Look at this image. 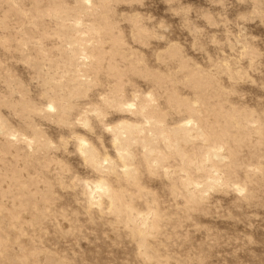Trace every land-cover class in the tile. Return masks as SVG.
Segmentation results:
<instances>
[{"label": "rangeland", "instance_id": "374dc122", "mask_svg": "<svg viewBox=\"0 0 264 264\" xmlns=\"http://www.w3.org/2000/svg\"><path fill=\"white\" fill-rule=\"evenodd\" d=\"M0 264H264V0H0Z\"/></svg>", "mask_w": 264, "mask_h": 264}, {"label": "bare ground", "instance_id": "6f19581e", "mask_svg": "<svg viewBox=\"0 0 264 264\" xmlns=\"http://www.w3.org/2000/svg\"><path fill=\"white\" fill-rule=\"evenodd\" d=\"M93 52H94V51H93ZM96 52H97V51H96ZM97 53H98V52H97ZM99 57H100V56H99ZM86 58H87V57H86ZM94 60H95V59H94ZM99 60H100V59H99ZM98 62H99V61H98ZM136 67H137V66H136ZM138 67H139V66H138ZM138 67H137V68H138ZM137 68H136V69H137ZM140 68H141V67H140ZM114 69H115V68H114ZM114 69H113V71H114ZM141 69H143V68H141ZM116 70H117V69H116ZM116 70H115V71H116ZM134 70H135V69H134ZM117 71H118V70H117ZM133 72H134V71H133ZM140 72H144V71H140ZM140 72L138 73V71H137L138 74H140ZM145 72H146V71H145ZM147 72H148V71H147ZM147 72H146V73H147ZM120 73H122V72H120ZM120 73H118V74H120ZM134 73H136V72H134ZM114 74H115V73H114ZM118 74H116V76H118ZM150 74H151V73H150ZM143 75H145V74H143ZM112 76H113V74H112ZM140 76H141V75H140ZM113 77H114V76H113ZM123 77H124V76H123ZM123 77H122V78H123ZM143 77H144V76H143ZM147 77H148V75H147ZM147 77H145V78H147ZM118 78H119V76H118ZM115 79H116V78H115ZM119 79H121V78H119ZM197 80H198V79H197ZM117 81H118V80H117ZM117 81H116V82H117ZM114 92H115V91H114ZM109 100H110V99H109ZM109 100H108V102H109ZM108 102H107V103H108ZM111 102H113V101H111ZM115 103H116V102H115ZM111 104H113V103H111ZM142 105H145V104H142ZM111 106H112V105H111ZM113 106H114V105H113ZM139 106H141V105H139ZM147 106H148V105H147ZM143 107H145V106H143ZM52 108H53V105H52ZM112 108H113V107H112ZM94 109H95V108H94ZM139 109H141V108H139ZM98 110H99V108H98ZM143 111H144V110H143ZM92 112H93V111H92ZM95 112H96V111H95ZM97 112H100V111H97ZM97 112H96V113H97ZM141 112H142V110H140V113H141ZM153 112H154V111H153ZM153 112L151 111L152 115H153ZM156 112H157V111H156ZM101 113H103V112H101ZM104 113H105V112H104ZM104 113H103V114H104ZM142 113H143V112H142ZM154 113H155V112H154ZM93 115H95V113H94ZM98 115H100V114H98ZM101 115H102V114H101ZM96 116H97V115H96ZM145 116H146V115H145ZM155 116H156V115H155ZM103 118H104V116H103ZM152 118H154V117H152ZM152 118H151V121H152ZM98 119H99V118H98ZM161 119H162V117H161ZM83 120H84V118H83ZM83 120H82V122H83ZM154 120H155V118H154ZM156 120H157V119H156ZM158 120L160 121V119H158ZM158 120H157V121H158ZM101 121H102V120H101ZM145 121H147V120H145ZM159 121H158V122H159ZM85 122H86V121H85ZM88 122H89V121H88ZM156 123H157V122H155V125H157ZM159 123H160V122H159ZM159 123H158V124H159ZM161 123H162V122H161ZM85 124H86V123H85ZM135 124H136V123H135ZM121 125H122V124H121ZM152 125H153V124H152ZM152 125H151V127H152ZM134 126H136V125H134ZM138 126H139V125H138ZM141 126H142V125H141ZM141 126H140V127H141ZM87 127H88V124H87ZM115 127H117V126H115ZM127 127H128V125H127ZM112 128H113V127H112ZM137 128H138V127H137ZM137 128H136V129H137ZM144 128H145V127H144ZM217 128H218V127H217ZM116 129H117V128H116ZM116 129H115V131H114L113 133L119 131V130L116 131ZM127 129H128V128H127ZM166 129H167V128H166ZM181 129H183V128H181ZM168 130H169V129H168ZM171 130H172V129H171ZM121 131H123V130H121ZM143 131H144V130H143ZM154 131H155V130H154ZM154 131H153V132H154ZM157 131H159V134H160V130H157ZM182 131H183V130H182ZM195 131H197V130H195ZM195 131H194V132H195ZM133 132H134V131H133ZM135 132H136V131H135ZM141 132H142V129H141ZM155 132H156V131H155ZM162 132H163V131H162ZM162 132H161V135H162ZM165 132H166V131L164 130V133H165ZM172 132H173V131H172ZM172 132H171V133H172ZM180 132H181V131H180ZM187 132H188V131H186V133H187ZM197 132H198V131H197ZM113 133H112V134H113ZM122 133H123V132H122ZM173 133H174V132H173ZM173 133H172V134H173ZM183 133H184V132H183ZM183 133H180V134H183ZM116 134H117V133H116ZM125 134H126V133H125ZM125 134H122V135H125ZM131 134H132V132H131ZM131 134H130V135H131ZM136 134H137V133H136ZM167 134H168V133H167ZM167 134H166V135H167ZM175 134H176V132H175ZM175 134H174V136H175V138H176L177 136H176ZM180 134H178V135H180ZM191 134H192V132H191ZM113 135H114V134H113ZM113 135H112V137H113ZM137 135H138V134H137ZM141 135H142V134H141ZM154 135H155V133H154ZM161 135H160L159 137H161ZM169 135H170V133H169ZM189 135H190V134H189ZM192 135H193V134H192ZM195 135H197V133H196ZM198 135H199V134H198ZM152 136H153V135H152ZM155 136H156V135H155ZM174 136H173V137H174ZM185 136H186V135H185ZM187 136H188V133H187ZM190 136H191V135H190ZM199 136H200V135H199ZM114 137H116V136L114 135ZM132 137H133V136H132ZM165 137H167V136H165ZM179 137H180V136H179ZM182 137H184V135H183ZM182 137H181V139H183ZM133 138H134V137H133ZM154 138H155V137H154ZM167 138H168V137H167ZM186 138H187V137H186ZM189 138H190V137H189ZM77 139H78V138H77ZM144 139H146V138H144ZM148 139H149V138H148ZM148 139H147V140H148ZM159 139H160V138H159ZM161 139H162V138H161ZM163 139H164V135H163ZM163 139H162V140H163ZM168 139H170V138H168ZM176 139L179 140L180 138H179V139L176 138ZM184 139H185V137H184ZM78 140H79V139H78ZM116 140H117V139H116ZM141 140H142V139H141ZM152 140H153V138H152ZM174 140H175V139H174ZM117 141L119 142V139H118ZM148 141H149V140H148ZM163 141H164V140H163ZM172 141H173V140H172ZM181 141H183V140H181ZM87 142H88V141H87ZM124 142H125V141H124ZM140 142H141V141H140ZM142 142H143V140H142ZM144 142H146V141H144ZM149 142H150V141H149ZM154 142H155V141H154ZM175 142H176V141H174V143H175ZM183 142H185V141H183ZM183 142H182V143H183ZM79 143H80V142H79ZM83 143H84V142H83ZM147 143H148V142H147ZM155 143H156V142H155ZM170 143H171V142H170ZM174 143L172 142L173 145H174ZM177 143H178V142H177ZM180 143H181V142H180ZM84 144H85V143H84ZM84 144L81 146V150L83 149V151L85 152L86 159L89 158V159H91V161H93L92 164H91V166H92L93 163H97L96 155L94 154V152L92 151L91 148H87V147H85ZM138 144H139V143H138ZM138 144H135V145H138ZM145 144H146V143H145ZM145 144L143 143V145H145ZM148 144H149V143H148ZM151 144H153V143H151ZM165 144H166V139H165ZM167 144H168V143H167ZM172 144H171V146L173 147ZM77 145H78V144H77ZM112 145H113V144H112ZM135 145H134V146H135ZM149 145H150V144H149ZM153 145H154V144H153ZM169 145H170V144H169ZM177 145H178V144H177ZM181 145H183V144H181ZM220 145H221V144H220ZM146 146H147V145H146ZM146 146H145V147H146ZM166 146H168V145H166ZM175 146H176V145H175ZM113 147H114V146H113ZM143 147H144V146H143ZM150 147H151V145H150ZM154 147L157 148V146H154ZM168 147H169V146H168ZM180 147H181V146H180ZM180 147L177 146V148H180ZM152 148H153V146H152ZM174 148H175V147H174ZM78 149H79V148H78ZM130 149H132V148H130ZM144 149H145V148H144ZM147 149H149V148H147ZM150 150H151V149H150ZM153 150H154V148H153ZM168 150H169V149H168ZM171 150H173V148H171ZM175 151H176V149H175ZM175 151H174V152H175ZM225 151L227 152V150H225ZM95 152H96V151H95ZM104 152H105V151H104ZM155 152H156V149H155ZM157 152H158V151H157ZM157 152H156V153H157ZM176 152H178V150H177ZM226 152H225V155H226ZM79 153H80V152H79ZM105 153H106V152H105ZM124 153H125V152H124ZM172 153H173V151H172ZM179 153H181V152H179ZM222 153L224 154V151L221 152V154H222ZM126 154H127V153H126ZM130 154H131V153H130ZM150 154H151V153H150ZM159 154H160V152H159ZM161 154H162V153H161ZM154 155H156V154L154 153ZM154 155H152V156H154ZM157 155H158V153H157ZM157 155H156V156H157ZM163 155H164V154H163ZM171 155H172V154H171ZM81 156H82V155H81ZM150 156H151V155H150ZM158 156H159V155H158ZM82 157H83V156H82ZM97 157H98V156H97ZM117 157H118V156H117ZM130 157H131V156H130ZM132 157H133V156H132ZM154 157H155V156H154ZM152 158H153V157H152ZM164 158H165V157H164ZM103 159H104V158H103ZM153 159H154V158H153ZM156 159H158V157H157ZM156 159H154V160H156ZM132 160H133V159H132ZM132 160H131V161H132ZM154 160H153V161H154ZM91 161H90V162H91ZM128 161H129V159H128ZM160 161H161V160H160ZM162 161H163V159H162ZM162 161H161V163H163ZM154 162H155V161H154ZM109 163H110V162H109ZM159 163H160V162H159ZM102 164H103V163H102ZM107 164H108V163H107ZM126 164H127V162H126ZM157 164H158V163H157ZM157 164H156V165H157ZM129 165H130V164H129ZM159 165H160V164H159ZM104 166H105V165H104ZM112 166H113V165H112ZM147 166H148V165H147ZM204 166H205V164H204ZM125 167H126V168H125L126 170H127V167L129 168L128 165L125 166ZM151 167H153V166L150 165L149 168L151 169ZM202 167H203V166H202ZM205 167H206V166H205ZM205 167H204V168H205ZM94 168H95V166H94ZM149 168H148V169H149ZM154 168H156V167H154ZM164 168H165V167H164ZM109 169H110V168H109ZM111 169H112V168H111ZM168 169H169V168H168ZM104 170H105V169H104ZM152 170L155 171L154 169H151V172H152ZM170 171H171V170H169V171L167 170L166 173H169ZM134 172H135V170H134ZM126 173H127V172H126ZM128 173H129V172H128ZM130 173H131V172H130ZM135 173H137V172H135ZM170 173H171V172H170ZM174 173H175V172H174ZM124 174H125V173H124ZM125 175H126V174H125ZM135 175L137 176V174H135ZM171 175H172V174H171ZM132 176H133V175H132ZM136 176H135V177H136ZM127 177H128V176H127ZM133 177H134V176H133ZM170 178H171V177H170ZM129 179H130V178H129ZM132 179H133V178H132ZM130 180H131V179H130ZM134 180H135V179H134ZM136 180H137V179H136ZM136 180H135V181H136ZM126 181H127V180H126ZM127 182H129V181H127ZM130 182H131V181H130ZM99 183H100V182H99ZM114 183H115V182H114ZM106 184H107V183H106ZM111 184H112V183H111ZM115 184H116V185H113V186H116V187H117V183H115ZM127 184H129V183H127ZM132 184H133V183H132ZM132 184H131V185H132ZM135 184H136V183H134V185H135ZM99 185H100V184H99ZM107 185H108V184H107ZM129 185H130V184H129ZM129 185H126V186H129ZM136 185H138V184H136ZM109 186H110V184H109ZM119 186H121V185H119ZM123 186H124V184H123ZM138 186H139V185H138ZM94 187H95V186H94ZM96 188H97V186H96ZM104 188H105V187H104ZM119 188H120V187H119ZM122 188H124V187H122ZM140 188L142 189V187H140ZM108 189H109V188H108ZM120 189H121V188H120ZM94 190H96V189H94ZM132 190L134 191L135 189H132ZM132 190H131V191H132ZM142 190H143V189H142ZM113 191H114V190H112V192H113ZM118 191H119V190H118ZM138 191H139V190H138ZM123 192H124V191H123ZM127 192H129V191H127ZM139 192H140V191H139ZM143 192H144V190H143ZM143 192H141V195H143V194H142ZM98 193H99V192H98ZM98 193H97V194H98ZM109 193H110V191H109ZM116 194H117V193H116ZM124 194H125V193H124ZM127 194H128V193H127ZM121 195H122V197H123V194H121ZM121 195H120V196H121ZM129 195H130V194H129ZM139 195H140V194H139ZM145 195H146V194H145ZM94 196H95V195H94ZM115 196H116V195H115ZM110 197H111V196H110ZM130 197H131V196H130ZM125 198H126V196H125ZM128 198H129V197H128ZM92 199H93V198H92ZM94 199H96V198H94ZM122 200H123V199H122ZM155 201H156V200H155ZM42 205H43V204H42ZM155 208H156V207H155ZM141 209H142V208H141ZM139 226H140V225H139Z\"/></svg>", "mask_w": 264, "mask_h": 264}, {"label": "snow or ice", "instance_id": "6c2138e0", "mask_svg": "<svg viewBox=\"0 0 264 264\" xmlns=\"http://www.w3.org/2000/svg\"><path fill=\"white\" fill-rule=\"evenodd\" d=\"M133 107V105L132 104H125V105H123V108H132ZM121 125H117V127H120ZM106 131H108V132H112L113 131V129L112 128H107V129H105ZM82 144H83V142H81ZM112 143H113V145L115 146V148H116V155L120 158V160L122 161L123 160V158H124V155H125V153L121 150V148H120V146H119V142L116 140V139H113V141H112ZM81 155H85V152L83 151V149L81 150ZM109 161H108V159L105 157L104 159H103V164H107ZM85 163H88V160L86 159L85 160ZM100 167V165H97V168H99ZM100 185H103V181H100ZM98 191H103V187H98V189H97Z\"/></svg>", "mask_w": 264, "mask_h": 264}]
</instances>
